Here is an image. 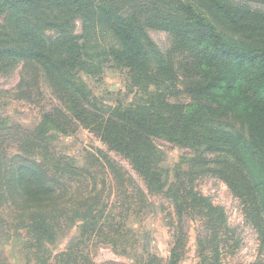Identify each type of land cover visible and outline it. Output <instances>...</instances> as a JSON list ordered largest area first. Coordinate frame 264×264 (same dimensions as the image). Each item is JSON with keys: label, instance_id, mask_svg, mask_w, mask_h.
<instances>
[{"label": "rangeland", "instance_id": "1", "mask_svg": "<svg viewBox=\"0 0 264 264\" xmlns=\"http://www.w3.org/2000/svg\"><path fill=\"white\" fill-rule=\"evenodd\" d=\"M231 1L264 10V0ZM96 5L123 15L143 5L174 11L188 5L207 18L195 0H96ZM20 18L0 14L1 34L17 32L25 25ZM71 20V31L86 47L85 71H78L71 80L82 87L88 105L84 104L97 108L101 115L103 104L115 107L144 100L143 83L134 85L127 69L107 54L117 45L110 33L99 24L84 29L79 17ZM38 22H43L34 23L40 36L53 40L54 30L43 27L44 20ZM215 26L224 41L264 55V46L246 47L231 32ZM140 29L154 64L161 56L177 69L181 55L171 50V33L143 24ZM0 41L7 44L11 39L2 34ZM148 90L154 89L149 86ZM53 106L68 116L37 64L0 62V264H264V240L253 226V216L222 177L223 172H241L244 178L248 167L238 160H259L251 133L237 116L203 110L199 124L208 130H199L190 143L152 137L153 159L163 177L161 187L150 188L124 152L67 116L60 119L54 114L57 122L46 125L44 138L39 136L42 115L52 114ZM211 130L228 136L216 149L198 145L197 139ZM24 166L43 172L54 192L47 201H31L19 189L18 176ZM87 197L97 203L92 208L96 212L93 222H88V213L66 215L65 210ZM123 204L130 208L124 211ZM34 212L49 214L50 241H35L27 234ZM121 215L126 216L124 221ZM122 222L125 228L115 233Z\"/></svg>", "mask_w": 264, "mask_h": 264}, {"label": "trees", "instance_id": "2", "mask_svg": "<svg viewBox=\"0 0 264 264\" xmlns=\"http://www.w3.org/2000/svg\"><path fill=\"white\" fill-rule=\"evenodd\" d=\"M195 1L200 2L207 18L188 5L179 11L150 10L143 5L123 15L98 7L96 0H0V14L12 13V16L22 17L20 21L25 23L12 35L2 33L11 42L0 41V62L25 60L37 64L50 88L63 101L68 116L53 106L52 114L42 115L39 136L44 138L46 125L57 122L54 114L60 119L67 116L73 124L92 130L102 141L124 152L143 180L152 185L150 188L159 187L163 177L153 159L152 137L177 144L190 143L199 130L202 133L208 130L204 124H199L203 110L216 109L237 116L250 131L253 151L259 160L248 163L238 160L248 167L244 178L241 172L231 175L223 172L226 176L222 177L228 188L247 205L253 226L259 229L260 238L264 240V55L256 49L248 51L224 41L215 26L231 32L246 47L259 48L264 46V10H252L240 1ZM74 17L82 20L84 29L89 24H99L110 33L117 45L110 47L107 54L127 69L134 85L143 83L144 100L115 107L103 104L101 115L97 114L100 112L97 108L87 106L82 87L78 88L71 81L74 74L85 71L86 67V47L71 31ZM40 20H44L43 27L56 33L53 40H45L37 32L34 23L40 25L43 23L38 22ZM140 24L171 33V50L181 55L177 69L161 56L154 64V55L141 36ZM149 86L154 90L149 91ZM181 96L187 101L179 100ZM227 136L223 132L206 131L197 139V144L216 149V144ZM222 166L229 168L225 163ZM18 180L19 189H23L31 201H47L54 195L39 168L24 166ZM25 185L30 186L29 189H25ZM95 204L94 199L87 197L65 213L69 217L88 213L91 223L96 214L92 211ZM123 206L124 211L130 208ZM142 206L146 207L144 203ZM47 215L31 213L26 229L35 241L51 240ZM121 217L122 221L126 218ZM123 228L122 222L116 225L114 232Z\"/></svg>", "mask_w": 264, "mask_h": 264}]
</instances>
